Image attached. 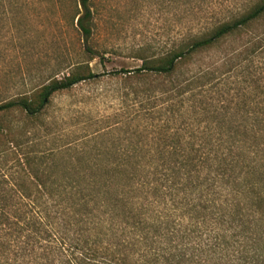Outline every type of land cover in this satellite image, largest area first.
Wrapping results in <instances>:
<instances>
[{"label": "trees", "instance_id": "1", "mask_svg": "<svg viewBox=\"0 0 264 264\" xmlns=\"http://www.w3.org/2000/svg\"><path fill=\"white\" fill-rule=\"evenodd\" d=\"M70 2L80 58L0 101V264H264V0L197 6L108 72L118 108L59 117L114 61L93 0Z\"/></svg>", "mask_w": 264, "mask_h": 264}, {"label": "rangeland", "instance_id": "2", "mask_svg": "<svg viewBox=\"0 0 264 264\" xmlns=\"http://www.w3.org/2000/svg\"><path fill=\"white\" fill-rule=\"evenodd\" d=\"M238 1L93 0L95 29L91 44L106 50L114 61L95 66L97 72H104L96 79L53 96L48 112L59 117L75 111L91 117L111 113L119 106L118 83L109 80L107 74L122 63L127 68L137 66L140 61L129 57L135 48L147 47V40L163 45L196 27L199 14L191 10L196 11L197 6L206 10L207 17L210 11ZM70 15V0H3L0 101L30 92L47 82L58 61L68 63L80 58L77 53L80 36L72 26Z\"/></svg>", "mask_w": 264, "mask_h": 264}]
</instances>
